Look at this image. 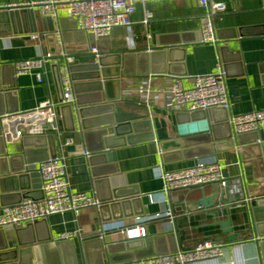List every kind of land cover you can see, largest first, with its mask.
Instances as JSON below:
<instances>
[{
	"label": "crops",
	"instance_id": "crops-1",
	"mask_svg": "<svg viewBox=\"0 0 264 264\" xmlns=\"http://www.w3.org/2000/svg\"><path fill=\"white\" fill-rule=\"evenodd\" d=\"M40 0H0V65L12 64L19 61L33 59L40 54H46L48 48L45 39L41 42L33 40L32 36L47 31L48 23L43 22L45 17L40 14V8L28 7V15L18 21L12 20L11 11L5 6L9 4H24ZM218 3H225L228 11L221 18H215L214 23L219 33L218 46L202 44L200 40V19L205 14L199 4V0H157L147 1L145 7L153 14V19L143 24L144 5L137 6L136 14L133 16L134 24L129 27L114 28L107 38L95 41L91 36L81 31L75 19L69 17L66 12H59V20L62 28V47L67 54L79 60L81 63L94 62L98 57L107 52L127 53L129 51L145 52L156 49L159 43H167L169 37L186 35L184 49L172 55L171 70L174 74L186 73V75H154L156 90L164 88L171 79L181 78L185 88L192 85V78L217 72L219 60L227 70V89L231 104V114L240 115L254 110L264 109V0H213ZM181 38V37H180ZM181 41V40H180ZM96 43L99 46V56L89 53L88 46ZM218 47H229L230 52L221 56ZM59 63L64 65L65 59ZM142 68L145 67V64ZM147 67V66H146ZM150 68V63H148ZM9 77L11 69H7ZM151 75V74H149ZM148 75V76H149ZM148 76H120L119 85H109L108 96L110 98L121 91V100L140 104L139 99H130L127 94L135 89ZM10 78V77H9ZM13 94L6 102L8 107L19 106L20 111H32L47 99L59 102L56 85L54 82L51 66L44 82L39 83L36 75L24 74L16 77V87ZM104 97V96H103ZM82 103L94 101L93 97H81ZM147 106V105H146ZM79 105L73 104L71 111L66 109L62 118L61 107L58 109L60 118L59 125L63 131L60 139L56 137L57 154L65 158L67 173L70 177L71 189L74 192L87 194L98 193V196L106 197L112 192L110 184L95 185V181L101 178L92 175V169L96 173L113 179L117 186L125 184L120 193L126 196L139 192L141 206L136 211H143V215H134L111 222H102L98 209L89 208L75 215L72 212L53 215L48 220L38 221V225H26L15 228L22 229L16 235L14 231L3 232L0 230V247L5 243L9 248L5 252L12 253L16 250H23L33 247L34 243L46 245L59 241L63 233L81 229L83 236L70 240L69 249L72 260L66 264H89L99 258L102 241L89 234L96 233L104 225L115 226L121 223L131 225L136 218H145L160 213L163 209L161 200H170L177 216L174 226L169 225L167 219L145 222L147 238H158L159 249H171L177 244L183 250H191L197 244L210 240L221 242L225 245L224 256L221 264H229L235 257H243L246 264H264V250H259L255 241L251 224V214L247 207L233 208L224 211L218 210L221 202L222 189L218 184L207 185L204 188H192L189 190L173 191L170 195L162 194L163 181L160 178V170L174 171L193 165L196 159L175 160V151L169 150L168 159L160 153V144L174 141L180 138L177 113L166 109L155 101L150 102L149 113L146 107L138 105L122 104L118 110V119L122 122L131 121L130 126H123L119 134L124 137L130 136V141L120 144L115 140L117 147L109 153L115 155L113 161L99 154L95 165L90 166L87 157L83 154L84 145L81 135L80 118L78 115ZM8 115V114H5ZM3 115V116H5ZM0 116V117H3ZM88 117V125L106 128L111 124V113L107 110L93 111ZM1 124V122H0ZM116 126V124L114 125ZM1 128H4L1 124ZM74 129V130H72ZM154 134L155 140H151ZM73 139L72 145H66V140ZM258 140H260L258 142ZM102 139L98 135L91 138V147L95 151L100 149ZM239 145L236 149H228L221 146L220 150L212 157H215L223 167L227 178L242 177L245 180L247 191L256 199L253 201V208H259L260 202L264 200V164L258 162V156L264 160V127L258 135L246 134L239 138ZM191 144H195L192 142ZM198 147V146H196ZM5 148V156L22 155L26 147L22 141L11 142L5 139L0 143V150ZM30 149V148H28ZM44 150L32 148L29 154V162L35 164V172L38 173L40 163L37 162L44 154ZM20 164V159L14 161ZM15 165V166H16ZM11 167L10 163L2 161L0 172H6ZM17 167V166H16ZM114 173V174H113ZM108 179V178H107ZM29 185L41 183L39 177L30 178ZM120 188V189H121ZM157 194L156 201L151 202L149 195ZM36 197H41L37 192ZM97 196V197H98ZM136 196V197H138ZM208 197L212 204L208 207L200 201ZM130 198V197H128ZM18 199L15 194L0 193V212L2 205ZM202 205L203 210H197ZM213 205V206H211ZM192 210L187 217L183 215L185 207ZM135 210V209H134ZM133 211V210H132ZM258 217L264 220V207L257 212ZM230 219L232 234L237 236L236 241L228 239L229 234L222 226ZM175 235L174 237L171 235ZM135 239V238H134ZM139 240L143 238H138ZM125 234L118 231L108 232L105 243L127 241ZM133 240V239H131ZM25 247L21 248L20 245ZM44 264H63L56 250L44 249ZM32 253L24 252L10 264H28ZM19 256V255H18ZM16 257L14 254L8 258ZM72 261V262H71Z\"/></svg>",
	"mask_w": 264,
	"mask_h": 264
},
{
	"label": "built area",
	"instance_id": "built-area-1",
	"mask_svg": "<svg viewBox=\"0 0 264 264\" xmlns=\"http://www.w3.org/2000/svg\"><path fill=\"white\" fill-rule=\"evenodd\" d=\"M147 1L150 0H40L5 6L9 9L17 7L40 8L41 16L52 20V33L59 46V55L47 52L36 58L14 63L15 77L34 73L37 81L43 83L48 73V67L57 65L63 91V98L60 102L47 99L32 111H20L0 117L6 139L11 142H20L24 136L54 134L61 140L63 136V131L59 125L58 109L75 101L70 72V65L75 60L61 46L63 37L59 12H66L69 17L76 20L81 31L91 36L95 41H99L109 37L114 28L131 27L134 24L133 16L136 14L139 4L144 5L143 24L147 25L153 19L152 12L145 7ZM199 4L205 11L200 19L199 42L217 46L219 38L214 19L221 18L228 11V6L213 0H199ZM48 34V31L41 35L36 34L32 36V39L41 42ZM88 51L99 56L100 50L96 43L89 44ZM62 58L66 61L64 65L59 63ZM227 75V70L219 60L217 72L193 77L192 85L189 88H185L182 79L177 77L171 79L164 88L156 90L155 76L151 74L145 81L131 90L127 97L130 99L137 98L140 104L147 106H150L151 101H155V103L176 113L206 111L210 108L231 110L226 84ZM230 125L235 137L248 133H260L264 127V109L240 115L231 114ZM73 143V139H68L65 144L72 145ZM160 153H162L161 150ZM83 154L86 157L90 156L87 151H83ZM38 173L41 179L43 198L39 200L24 199L19 204L3 207L0 212V228H19L38 221L48 220L53 215L68 212L77 215L86 209H98L101 206L95 192L87 194L72 191L65 158L60 154H57L56 158H49L40 163ZM159 176L164 184L162 194L168 196L173 191L204 188L207 185L218 184L223 191L221 202L217 207L220 211L229 209L230 206L233 208L247 207L251 214L253 201L256 199L248 193L245 180L242 177L227 178L219 161L212 156L197 158L193 165L179 170L166 171L161 169ZM156 196L157 194L149 195L151 202L156 201ZM161 203L163 209L160 213L145 218H136L131 225L121 223L110 227L106 224L100 231L88 236L104 241L108 232L118 231L125 234L129 240L144 239L147 236V229L143 224L160 219H167L169 225L173 227L177 216L172 204L165 197ZM203 209L202 205L197 207L199 211ZM191 214L192 210L186 206L183 215L189 217ZM81 236H83L82 230L77 229L63 233L59 240L70 241ZM224 251L225 245L223 243L206 240L188 251L178 247L174 253L133 259L117 264H221ZM229 264L246 263L243 257H235Z\"/></svg>",
	"mask_w": 264,
	"mask_h": 264
},
{
	"label": "water",
	"instance_id": "water-1",
	"mask_svg": "<svg viewBox=\"0 0 264 264\" xmlns=\"http://www.w3.org/2000/svg\"><path fill=\"white\" fill-rule=\"evenodd\" d=\"M9 9V8H7ZM27 8H13L9 9L11 11L12 20H19L22 17H26L28 12ZM43 22L48 23L47 31L48 35L45 36V42L48 48V52L53 55H59V46L56 43V39L52 33L53 23L50 18H44ZM219 38V33L217 31ZM181 37V38H180ZM186 35H177L169 37L170 41L167 43H159V47L151 51L145 52H134L129 51L127 53L117 52L111 53L107 52L97 58L94 62L81 63L79 60H75L70 65L71 78L73 81V91L75 96V101L72 104H67L61 106L62 118L66 122L64 111L68 109L71 111L73 104H78V115L80 118V128L81 135L83 137L84 145L82 146L83 151H87L90 156L87 157L90 166H94L96 159L102 154L103 157L113 161L109 153L114 150L117 146L114 145L115 140H120V144H125L130 141L129 137H124L119 134L120 128L123 126H130L131 121L122 122L118 119V110L123 104L138 105L140 107H146L149 113V107L145 104H135L132 102H126L121 100V91L116 92V95L112 98L108 96L109 85H119L121 83L120 76H148L153 75H173L180 76L186 75V73L174 74L171 70V57L172 55L184 49L182 45ZM181 40V41H180ZM218 46V45H217ZM218 51L221 56H225V53L230 52L229 47H218ZM145 64V67L142 68ZM148 63H150V68H148ZM147 66V67H146ZM52 72L54 77V82L56 85V90L58 94L59 102L62 101L63 91L60 82V76L58 72V66L52 65ZM7 69H11L9 77L7 76ZM16 87V77H15V67L12 64L0 65V116L5 114L11 115L20 112L19 106L13 108L8 107L5 109L6 102L13 94ZM104 96V97H103ZM81 97H93L94 101H88L87 103H82L80 101ZM107 110L111 113V124L113 126L100 128V126L88 125L86 118L93 111ZM231 112L225 108H210L206 111H196V112H179L177 113L178 123H179V135L180 138L176 140L169 141L167 143H161L160 149L163 153V157L168 159L169 150L175 151L177 155L175 160H190L197 159L206 156H213L216 152L220 150L221 146H225L228 149H236L239 145V138L234 136L232 127L230 125ZM116 124V126H114ZM74 130V129H72ZM256 134L259 133H248ZM94 135H98L102 139L100 143V149L94 150L91 147V138ZM246 135V134H243ZM4 131L0 124V143H5ZM151 140H155L154 134L151 135ZM195 142V144H191ZM23 147L27 150L22 155L15 156H5V148L0 150V163L2 161L9 162L11 167L6 172H0V193L2 194H15L18 195V199L3 204L2 207L12 206L21 203L24 199L39 200L43 198V193L41 191V183H33L32 186L29 185V179L39 177V173L35 172V164L29 162V154L32 148L39 150H44V154L37 162L42 163L49 158H56L57 156V144L56 136L54 134L40 135V136H24L22 139ZM198 146V147H196ZM30 148V149H28ZM258 156V162H263L264 160ZM20 159V164L16 165L14 161ZM17 167H16V166ZM102 174V173H101ZM96 173L92 169V175L98 179L95 181V185L98 184H110L112 192H109L106 197L102 196L98 199L101 202V206L98 208L102 222H111L116 220H122L123 218L132 217L134 215H143V211L138 207L141 206V199L138 196L139 192L132 193L130 196L123 195L121 190L125 184L117 186L113 183V179ZM114 174V173H113ZM264 176V174H263ZM108 178V179H107ZM121 188V189H120ZM40 192L41 197H36V193ZM138 196V197H136ZM130 197V198H128ZM201 204L208 207V204H212L211 199L204 197ZM213 206V205H211ZM264 207V200L260 202L259 208H252L251 210V224L252 230L254 232L255 241L257 243L258 249L264 250V220L258 217V211ZM135 209V210H134ZM133 210V211H132ZM38 225L39 222H35L30 225ZM222 226L227 228L225 233L229 234L228 239L230 241H236L237 236L231 235V221L230 219ZM3 232L14 231L16 235L21 232L20 229H15L14 227L0 228ZM171 236H175L174 234ZM100 249V256L94 262V264H117L125 261H130L133 259H141L146 257H151L155 255H163L168 253H174L178 250V245L175 243L171 249L161 250L159 249V239L158 238H147V239H133L127 241L113 242V243H103ZM69 241H55L42 245V243H34L33 247H29L23 250H16L12 253L5 252L8 250L9 246L7 243L3 247H0V264H10V262L20 259V255L24 252L32 253L31 261L28 264H44L45 252L44 249L56 250L60 256L63 264L68 263L72 260V254L69 249ZM20 245V244H19ZM26 246V245H25ZM21 244L20 247H25ZM16 256L12 260L8 258L10 255ZM19 255V256H18ZM66 262V263H65ZM72 262V261H71ZM62 264V263H61ZM89 264H92L89 262Z\"/></svg>",
	"mask_w": 264,
	"mask_h": 264
}]
</instances>
